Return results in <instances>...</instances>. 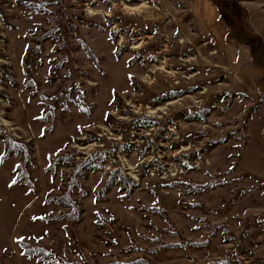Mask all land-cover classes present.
<instances>
[{"label":"rangeland","instance_id":"374dc122","mask_svg":"<svg viewBox=\"0 0 264 264\" xmlns=\"http://www.w3.org/2000/svg\"><path fill=\"white\" fill-rule=\"evenodd\" d=\"M194 1L0 0V264H264V0Z\"/></svg>","mask_w":264,"mask_h":264},{"label":"crops","instance_id":"0c3cea01","mask_svg":"<svg viewBox=\"0 0 264 264\" xmlns=\"http://www.w3.org/2000/svg\"><path fill=\"white\" fill-rule=\"evenodd\" d=\"M192 8V13L195 11L197 12L196 16L197 21H194V24L203 30H209L212 31V29H216L217 22L216 19V14L217 10L215 5L210 0H195L193 4L191 5ZM190 8V12H191ZM195 12V13H196ZM193 16V14H192ZM215 20V22H214ZM218 27V26H217Z\"/></svg>","mask_w":264,"mask_h":264},{"label":"trees","instance_id":"16d2710c","mask_svg":"<svg viewBox=\"0 0 264 264\" xmlns=\"http://www.w3.org/2000/svg\"><path fill=\"white\" fill-rule=\"evenodd\" d=\"M212 3L216 6L218 19L223 21V23H226L228 26H238V18L240 17L241 13L243 12L242 7H238V5L234 4L233 2H230L228 4H223L222 8H219V3L216 4L215 0H211ZM222 3V2H221ZM226 7L230 10V16H226L223 12V8ZM240 28V27H239ZM240 31V30H239Z\"/></svg>","mask_w":264,"mask_h":264}]
</instances>
